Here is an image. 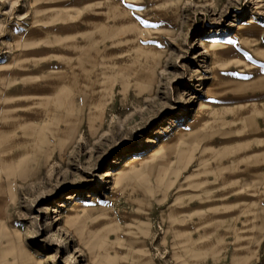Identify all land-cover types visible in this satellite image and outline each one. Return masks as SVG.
<instances>
[{
  "label": "rangeland",
  "instance_id": "obj_1",
  "mask_svg": "<svg viewBox=\"0 0 264 264\" xmlns=\"http://www.w3.org/2000/svg\"><path fill=\"white\" fill-rule=\"evenodd\" d=\"M0 264H264V0H0Z\"/></svg>",
  "mask_w": 264,
  "mask_h": 264
},
{
  "label": "bare ground",
  "instance_id": "obj_2",
  "mask_svg": "<svg viewBox=\"0 0 264 264\" xmlns=\"http://www.w3.org/2000/svg\"><path fill=\"white\" fill-rule=\"evenodd\" d=\"M212 48H215L216 47V44H212L211 45ZM154 154V153H153ZM127 163H126V167L125 169L131 167L134 163H136L138 161L136 155H132L130 156L128 159H127ZM126 170H121L119 173H118V178L120 179L124 174H125ZM112 174L110 173H107L106 176H111ZM72 194L68 195V200H72L74 198V196H71Z\"/></svg>",
  "mask_w": 264,
  "mask_h": 264
}]
</instances>
